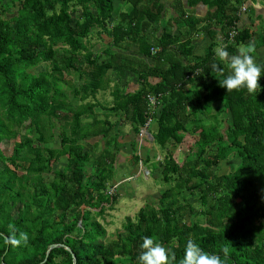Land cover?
<instances>
[{
	"label": "trees",
	"instance_id": "trees-1",
	"mask_svg": "<svg viewBox=\"0 0 264 264\" xmlns=\"http://www.w3.org/2000/svg\"><path fill=\"white\" fill-rule=\"evenodd\" d=\"M246 2L187 0L206 6L199 18L181 0H0V264H137L144 237L171 248L172 264L189 239L210 253L227 245V264H264V75L257 93L228 92L218 44L193 56L207 19L230 54L251 42L264 65V29L237 27ZM63 72L81 79L69 92L54 79ZM106 92L110 103L97 98ZM116 121L132 146L150 134L163 156L134 151L133 163L158 167L163 187L107 238L98 218L119 198ZM21 232L28 242L10 244Z\"/></svg>",
	"mask_w": 264,
	"mask_h": 264
},
{
	"label": "rangeland",
	"instance_id": "rangeland-1",
	"mask_svg": "<svg viewBox=\"0 0 264 264\" xmlns=\"http://www.w3.org/2000/svg\"><path fill=\"white\" fill-rule=\"evenodd\" d=\"M262 30L264 29V20L260 22ZM97 47V46H96ZM42 65L36 68L37 70L43 69ZM54 79L62 90L69 92L81 81L79 75L75 72L70 73H54ZM100 102L110 103V96L108 92L103 95L97 96ZM107 105V104H105ZM96 112L102 114L104 111L102 107L96 108ZM116 128L110 133L119 132L118 147L119 153L116 158V173L112 179L113 187L109 188V192H116L119 196L117 203L106 209L102 217L98 220L101 222L106 231V237L111 238L114 233L121 229L122 223L127 216L133 217L138 208L146 202L156 203L163 185L158 180L160 176L159 168L147 170L141 163H133V152L140 156L141 159L145 158L147 153H151L156 158L151 161L161 159L162 152H159L151 146L152 138L150 134L143 128L141 133L137 136L138 140L135 146L131 145V140L134 136L131 127L122 122H115ZM185 136L184 143L174 150L172 146L173 155L177 160H181L183 155L191 148L190 144L194 140ZM148 140L149 142H147ZM4 149L7 154L11 152L12 143H5ZM154 152H153V151ZM152 157V156H151ZM237 163V160L231 157L220 163V172H227L232 170V165ZM150 171V172H149ZM86 173L90 174L91 169L86 168ZM116 188V191H114Z\"/></svg>",
	"mask_w": 264,
	"mask_h": 264
},
{
	"label": "clouds",
	"instance_id": "clouds-1",
	"mask_svg": "<svg viewBox=\"0 0 264 264\" xmlns=\"http://www.w3.org/2000/svg\"><path fill=\"white\" fill-rule=\"evenodd\" d=\"M214 51L219 63L226 65L229 69L228 74L218 80L221 87L228 92L246 89L249 94L257 93L258 89L261 90L259 79L264 75V65L256 62L253 55L255 51L253 43L241 45L236 54H230L224 44H219ZM213 68H218V65L214 64ZM28 239V233L21 232L18 238H10L9 243L26 244ZM140 247L143 251L138 257L137 264H172L176 259L171 248L165 247L151 237H144ZM229 256L230 248L227 245L223 246L219 253H210L189 239L179 264H227Z\"/></svg>",
	"mask_w": 264,
	"mask_h": 264
},
{
	"label": "crops",
	"instance_id": "crops-1",
	"mask_svg": "<svg viewBox=\"0 0 264 264\" xmlns=\"http://www.w3.org/2000/svg\"><path fill=\"white\" fill-rule=\"evenodd\" d=\"M184 3V7L199 18H202L207 13V8L202 3H198L193 7L187 5V0H181ZM246 7L248 8L246 12L238 14L237 16V27L240 29L249 30L250 34L253 32L255 34L258 30H262L260 22L264 20V0H247ZM230 13V12H229ZM215 21L204 20V25H209L211 31H200L195 35L193 40V56H201L204 54L205 49L212 43L216 42L218 45L221 44L223 32L219 23H214ZM176 31V29H174ZM217 45V46H218ZM238 50V48H237ZM237 50L235 51L237 53ZM259 49H257L258 51ZM185 61H192L189 58H185Z\"/></svg>",
	"mask_w": 264,
	"mask_h": 264
},
{
	"label": "built area",
	"instance_id": "built-area-1",
	"mask_svg": "<svg viewBox=\"0 0 264 264\" xmlns=\"http://www.w3.org/2000/svg\"><path fill=\"white\" fill-rule=\"evenodd\" d=\"M245 10H246V7L244 5H242L241 11L244 12ZM234 33H236V32L232 31V34L231 35H233Z\"/></svg>",
	"mask_w": 264,
	"mask_h": 264
},
{
	"label": "water",
	"instance_id": "water-1",
	"mask_svg": "<svg viewBox=\"0 0 264 264\" xmlns=\"http://www.w3.org/2000/svg\"><path fill=\"white\" fill-rule=\"evenodd\" d=\"M54 245H51L50 247H49V249L50 248H52ZM48 252V251H47ZM72 256H73V254H72ZM73 262L75 263V259H74V256H73Z\"/></svg>",
	"mask_w": 264,
	"mask_h": 264
}]
</instances>
